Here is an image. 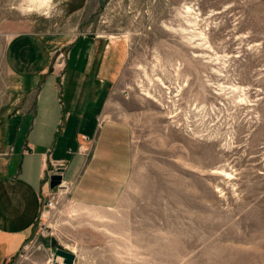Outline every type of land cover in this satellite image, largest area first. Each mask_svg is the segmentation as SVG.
I'll return each instance as SVG.
<instances>
[{
    "label": "rangeland",
    "instance_id": "rangeland-1",
    "mask_svg": "<svg viewBox=\"0 0 264 264\" xmlns=\"http://www.w3.org/2000/svg\"><path fill=\"white\" fill-rule=\"evenodd\" d=\"M30 1L0 0V103L13 36L41 35L63 61L102 38L119 63L105 113L130 127L133 169L113 209L44 201L7 264H64L56 250L74 264H264V0Z\"/></svg>",
    "mask_w": 264,
    "mask_h": 264
},
{
    "label": "crops",
    "instance_id": "crops-1",
    "mask_svg": "<svg viewBox=\"0 0 264 264\" xmlns=\"http://www.w3.org/2000/svg\"><path fill=\"white\" fill-rule=\"evenodd\" d=\"M101 39L72 42L65 61L41 35L17 34L7 45L2 87L11 98L0 103V264L17 256L39 221L52 164L65 163L74 205L109 210L120 202L133 169L132 131L105 113L119 63ZM83 137L92 141L88 159L80 152Z\"/></svg>",
    "mask_w": 264,
    "mask_h": 264
},
{
    "label": "built area",
    "instance_id": "built-area-1",
    "mask_svg": "<svg viewBox=\"0 0 264 264\" xmlns=\"http://www.w3.org/2000/svg\"><path fill=\"white\" fill-rule=\"evenodd\" d=\"M83 142L84 143L80 146V152L86 157V159H88L91 156V152H92V141L86 137H83ZM51 166L54 168V172L52 176L54 175L63 176L62 169L65 168L64 162H58L56 164H52ZM50 178L46 182V185L42 191L43 204L45 201V204H47L48 207H50L51 209H55V206L57 205L60 196L63 195L68 197L69 199V195L72 190V184H66L65 181L63 180L61 186H59L55 190H51L49 186Z\"/></svg>",
    "mask_w": 264,
    "mask_h": 264
},
{
    "label": "water",
    "instance_id": "water-1",
    "mask_svg": "<svg viewBox=\"0 0 264 264\" xmlns=\"http://www.w3.org/2000/svg\"><path fill=\"white\" fill-rule=\"evenodd\" d=\"M63 181L62 175H54L50 178V189L55 190L59 186H61ZM54 245V242H53ZM56 257H60L63 259L64 264H74L76 261V256L70 252L63 250H56Z\"/></svg>",
    "mask_w": 264,
    "mask_h": 264
},
{
    "label": "bare ground",
    "instance_id": "bare-ground-1",
    "mask_svg": "<svg viewBox=\"0 0 264 264\" xmlns=\"http://www.w3.org/2000/svg\"><path fill=\"white\" fill-rule=\"evenodd\" d=\"M48 2H49V0H31L30 6H28V10L30 9V7H32V9H30V10L33 11L34 9H37L38 7H43L44 5H47ZM219 175L224 177L226 180H229L232 178L230 176V174L225 173V172H219ZM58 258H60V257H58Z\"/></svg>",
    "mask_w": 264,
    "mask_h": 264
}]
</instances>
